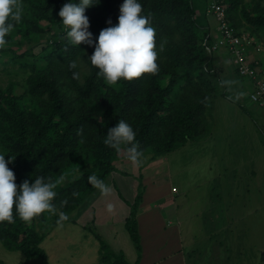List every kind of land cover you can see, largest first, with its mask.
I'll list each match as a JSON object with an SVG mask.
<instances>
[{"label":"trees","instance_id":"1","mask_svg":"<svg viewBox=\"0 0 264 264\" xmlns=\"http://www.w3.org/2000/svg\"><path fill=\"white\" fill-rule=\"evenodd\" d=\"M66 2L22 0V21L7 37V46L0 49L1 63L27 71L25 84L18 89L14 83L0 87V154L6 160L13 158L8 167L18 186L25 180L31 183L38 176L58 181L53 201L56 214L45 212L24 222L13 209L15 221L0 223V243L7 250L20 251L25 264L35 258L41 264H50L40 244L46 231L58 224V213L68 216L79 207L97 189L88 177L96 175L104 180L113 170V160L126 154L123 145L117 151L103 143L108 129L119 120H126L133 127L144 155L154 158L189 140L202 139L209 130L206 114H212L218 97L235 102L225 90L217 88L219 82L212 66L217 51L206 49L212 47L215 38L207 37L211 26L197 16L193 0H140L142 14L150 16L156 30L157 48L163 46L157 59L158 71L114 85L98 78V69L87 59L94 47L68 42L58 15ZM122 3L123 0H100L96 4L94 0L93 6L85 10L93 40L109 26L108 20L118 22ZM220 3L227 23L236 31H246L251 36L264 31V0ZM40 21H56L59 31L35 52L33 44L48 31ZM24 44L28 47L17 53ZM73 60L78 63L75 70L69 68ZM80 60L88 68L83 74ZM73 71H78L82 79H73ZM79 129H83L82 134H78ZM76 168L80 169L79 176L60 185L65 172ZM142 192L141 189L134 198L131 215L125 219L137 251L135 261L129 263L122 254L112 256L108 245L95 232L102 245L103 264H138L141 244L137 213ZM66 221L73 220L68 216Z\"/></svg>","mask_w":264,"mask_h":264},{"label":"rangeland","instance_id":"2","mask_svg":"<svg viewBox=\"0 0 264 264\" xmlns=\"http://www.w3.org/2000/svg\"><path fill=\"white\" fill-rule=\"evenodd\" d=\"M209 3L193 0L197 16L208 21L210 32L216 37L217 22L206 11ZM55 23L40 21L48 31L33 44L35 52L59 31ZM255 35L256 42L264 44V31ZM23 46L17 53L28 47ZM251 53L264 63L262 53ZM214 55L212 66L220 84L217 88L225 90L235 102L218 97L212 114H206L209 130L202 139L189 140L154 158L144 155L138 167L121 151L104 179L110 190L103 193L97 188L69 212L73 221H63L46 231L40 245L50 264H103L102 245L95 232L108 245L112 256L122 254L133 263L137 251L125 219L131 215L132 202L141 189L139 211L143 205L147 213L160 211L166 228L178 227L176 214L182 220L184 244L188 249L196 247L194 254L198 252L196 264H224L225 258L230 264H264V107L249 99L251 84L236 74L225 49H218ZM87 69L85 61L80 60V73ZM26 75L27 71L17 65L0 62V87L14 83L18 89L25 84ZM224 80L234 83L221 87ZM79 174L78 168L66 171L59 184L65 185ZM1 262L25 264L20 251L7 250L0 243ZM27 264H41V260L31 259Z\"/></svg>","mask_w":264,"mask_h":264},{"label":"clouds","instance_id":"3","mask_svg":"<svg viewBox=\"0 0 264 264\" xmlns=\"http://www.w3.org/2000/svg\"><path fill=\"white\" fill-rule=\"evenodd\" d=\"M100 0H95L99 4ZM94 0H68L58 12L61 23L65 26L68 42L73 46L81 43L94 47L92 55L87 59L98 69L96 75L108 85H114L121 80L131 81L144 74L158 71V55L162 45L157 48L156 30L150 16L144 15L140 0H123L119 8L118 22L113 24L108 20V27L102 29L93 40L89 31V18L85 10L93 6ZM24 15L22 0H0V49L9 43L7 37L21 23ZM69 68H78L77 61L69 63ZM80 73L73 71V79H79ZM234 82L221 81V87H230ZM238 98V97H237ZM83 129L78 130L82 134ZM103 143L117 151L124 146L126 158L134 166L143 163L144 153L136 140V132L126 120H119L108 129ZM12 157L5 159L0 154V223L15 221V215L24 222L45 212L56 214L53 201L57 196L58 181L38 176L33 182L25 180L19 186L16 184L14 172L8 167ZM89 182L103 193L110 189L105 181L96 175L88 177ZM58 225L66 221L68 216L58 213Z\"/></svg>","mask_w":264,"mask_h":264},{"label":"built area","instance_id":"4","mask_svg":"<svg viewBox=\"0 0 264 264\" xmlns=\"http://www.w3.org/2000/svg\"><path fill=\"white\" fill-rule=\"evenodd\" d=\"M207 12L211 13L217 22V35L212 47L206 49L217 51L224 48L231 56L237 75L247 78L251 84L249 99L264 107V63L256 56L251 57V50L262 53L264 57V44L256 42V39L246 31H236L226 20L224 6L221 0H209ZM212 35L210 34L207 35Z\"/></svg>","mask_w":264,"mask_h":264},{"label":"crops","instance_id":"5","mask_svg":"<svg viewBox=\"0 0 264 264\" xmlns=\"http://www.w3.org/2000/svg\"><path fill=\"white\" fill-rule=\"evenodd\" d=\"M215 35H217L216 32ZM212 36L215 38L214 35ZM254 37L256 38V36ZM250 56L255 55L250 53ZM143 208L144 205L137 213L141 244L138 264H196L198 252L194 254L196 247L186 248L182 237L183 229L180 227L183 223L177 214L174 219H177L178 227L166 228L165 218L160 211L149 210L150 213H147L143 211ZM200 214L202 215V213ZM145 219L147 223L143 225ZM237 250H240V247ZM222 262L230 264L229 258H225Z\"/></svg>","mask_w":264,"mask_h":264}]
</instances>
